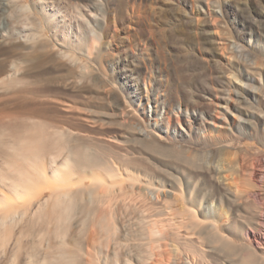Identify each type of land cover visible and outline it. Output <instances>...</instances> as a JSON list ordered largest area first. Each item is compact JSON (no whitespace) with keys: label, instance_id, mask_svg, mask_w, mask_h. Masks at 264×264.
Wrapping results in <instances>:
<instances>
[{"label":"rangeland","instance_id":"374dc122","mask_svg":"<svg viewBox=\"0 0 264 264\" xmlns=\"http://www.w3.org/2000/svg\"><path fill=\"white\" fill-rule=\"evenodd\" d=\"M1 1L7 3V12L0 13V19L10 13L12 30H23L14 35L22 43H28L23 39L27 28V33L36 35L31 37L46 45L38 51L40 56L63 46L74 58L69 70L55 61L58 65L32 68L25 78L30 87L49 88L46 93L56 103H50L48 116L57 112L56 117L74 131L72 138L81 143L86 139L88 151L115 172L85 169L84 183L108 184L106 190L97 188L107 191V196L100 197L137 198L139 205L143 200L148 204V197L159 195L161 199L150 202L145 210L134 208L133 223L140 224L116 239V245L127 243L132 253L127 254L125 248L118 257H106L107 261L103 254H96L95 264H187V249L179 248L170 237L159 239L150 232L163 227L159 220L170 215L166 210L183 217L181 223L187 226L191 210L197 219L213 221L219 237L233 247L224 249L214 243L216 247L199 258L201 263L238 264L240 250L246 248L255 264H264V242L253 252L251 242L239 236L246 224L254 227L259 210L264 213V10L251 9L247 6L250 0ZM38 4L43 6L40 11ZM107 10L113 23L101 27L98 20L106 21ZM200 11L209 29L217 30L227 45L217 55L201 34L205 25ZM190 18L192 23L187 22ZM9 47L11 43H0V55ZM3 101L0 107H15L18 102L16 98ZM170 116L183 118L185 123L172 121ZM5 121L10 125L20 122ZM60 158L47 171L60 166ZM10 166L0 156V170ZM61 169L65 174L57 186L75 190L78 173ZM137 183L154 186L158 194L147 188L138 191ZM235 190L239 195L233 194ZM49 193L43 189L40 197ZM33 200L18 199L7 183L0 182V213L13 207L21 212ZM257 228L264 233V223ZM81 229L86 237L87 227ZM23 237V242L37 244L28 243L30 250L43 252L46 241L39 234ZM12 238L4 252L0 249V264H13L17 244ZM77 241L71 235L67 239L69 246ZM161 242L165 243L163 257L153 259V254L148 258L147 253ZM78 244L86 241L81 238ZM205 245L212 244L206 241ZM23 247L17 250L16 262L25 260Z\"/></svg>","mask_w":264,"mask_h":264},{"label":"bare ground","instance_id":"6f19581e","mask_svg":"<svg viewBox=\"0 0 264 264\" xmlns=\"http://www.w3.org/2000/svg\"><path fill=\"white\" fill-rule=\"evenodd\" d=\"M247 3V6L251 9L264 10V0H250ZM6 5L5 1H1L0 13L7 12ZM38 5V11L42 10L43 6ZM180 12L184 13L183 8H180ZM200 14L204 17L201 23L205 25V27L201 28V34L206 36L205 39L211 43L214 55H217L227 45L216 33L217 30L209 29L210 23L205 18V13L200 11ZM105 15L106 21L105 18L103 20L99 18L98 20L101 27H109L113 23L114 17L109 10L106 11ZM8 16H10V13H7L0 19V43H11L10 50L4 53L5 55H0V101H3L4 98H16L18 102L15 107H10L9 105L0 107V156L3 157L7 165H11L6 171L0 170V182L2 184L7 183L12 194L18 199L24 198L25 200L26 198L34 197V200L29 202L25 208H22L21 212H18L17 208L13 207V209L7 212L0 213V249L3 251L7 241L11 240L10 237H13V241L17 244V249L13 250V264H95L97 260L96 254L99 257L103 254V260L107 261L106 257L110 258L109 255L118 257L120 252L125 250V248L127 254L128 252L132 253L127 243L116 245V239L121 235L129 234L130 229L135 225L131 215L134 208L142 206L145 210L150 202L154 204L157 201L159 202V195L157 197L152 195L153 197H148L150 199L148 204L146 201L144 203L143 200L139 202L141 204L139 205L136 203L137 198L124 197L116 199V197L111 196L105 197L107 196V191L102 189L104 192H101L99 189L98 192L97 190L99 186H104L106 190L108 184H105L104 181L103 184L100 181H93L89 184L84 183L83 180L86 178L85 169H102L113 174L115 172L109 165L102 164L100 161L102 158L100 156L101 159L96 157L98 156L97 154L94 156L95 152L93 150V154L88 151L86 139L83 138L84 141L81 139V143L76 142L77 140L72 138L74 131L70 128L71 126L69 127L70 129L65 126L66 123L63 122L62 118L61 120L56 117L57 112H55V116L51 114L52 117L48 116L49 109L52 107L50 103L55 102L46 93L50 91L49 88H45V86H38L39 88L30 87V80L25 78V74L29 73L28 71L32 68L40 67L46 63H54L55 61L62 62V65L69 70L73 65L71 60L74 58L65 48H62L63 46L58 47L56 50H47L46 53L40 56L38 51L42 52V49L46 45L36 39V37H31L35 33H27V28H24L26 29V33L23 39H27L28 43H22L20 41L21 38L14 36L17 31L12 30L15 25H13ZM187 22L192 23L191 18L190 20L187 19ZM199 23L198 21L196 24ZM46 27L48 28V26ZM23 49H28L29 51H23ZM30 53L35 57L32 61L30 60L33 57L28 56ZM231 61L229 63L235 64V62ZM56 62L54 64L58 65ZM248 90H251V87ZM28 97H32L33 100L29 101L25 99ZM15 116L18 118H15ZM5 118L20 120V122H16V125H10V123L5 121ZM168 119L177 123H185V120L180 117L173 120L170 116ZM187 124L188 128H191L192 124L190 122ZM72 139L74 140L73 142ZM60 156L63 158V161L59 164L60 166L57 164L50 172L47 171L49 167L56 164L57 158H60ZM61 167L78 173V178L75 182L77 183V188L75 190L57 186L58 181H62L65 174ZM251 175L253 179L256 176L255 172H252ZM133 186L130 185L134 189ZM136 187L138 191L147 188L150 192H154L153 194H158V190L149 184L137 183ZM43 189H48L50 192L46 198L40 197ZM102 194L105 196L100 197ZM233 194L238 193L235 190ZM165 213L170 215L164 220H159L163 223V227L152 228L150 232H155L159 239L170 237L178 246H181L179 248L183 247V250L187 249V264H203L199 258L202 255L204 256L206 251H210V249L216 247V245H213L214 243H217V246L223 245L224 249L233 250V247L229 243L219 237L215 223L213 221L206 222L197 219L193 210L190 211L189 226L183 225L181 223L183 217H180L176 213L170 210H166ZM254 220V227L246 224V228L244 227L245 229L239 232V236L242 239L251 242L249 247L253 252L259 244L264 242V233L259 230L260 228H257V226L260 227L264 223V213L259 210L254 215ZM154 223L155 221H153ZM139 224L137 223L135 226ZM83 226L87 227L85 231L87 233L86 237L81 234V227ZM38 234L46 241L44 242L46 246H44L42 253L35 252L34 248L30 250L28 248V243L30 242H23L24 240H21L23 236L28 237ZM68 235H71L74 240H80L77 241L78 243H81V238H83L86 244L79 245L77 242H74L73 245L69 246L67 242ZM103 235H105L104 239L101 238ZM206 241L212 245L206 246ZM111 242L114 244L110 245L112 244ZM33 243L30 244L35 246L36 243ZM164 245L165 243L162 242L157 243L153 247V250L147 253V257L151 258L155 254L153 259H155L156 255L161 259L163 257L161 252H166L162 251ZM103 246H105V249H103ZM22 247L25 249V260H18L16 262L17 250ZM154 248L160 251L155 252ZM240 251L242 254L238 264H255L252 256H250L251 251L249 252V249L243 248Z\"/></svg>","mask_w":264,"mask_h":264}]
</instances>
